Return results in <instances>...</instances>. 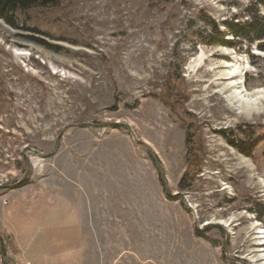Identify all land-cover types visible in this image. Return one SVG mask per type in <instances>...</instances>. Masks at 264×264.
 Here are the masks:
<instances>
[{
  "label": "rangeland",
  "instance_id": "rangeland-1",
  "mask_svg": "<svg viewBox=\"0 0 264 264\" xmlns=\"http://www.w3.org/2000/svg\"><path fill=\"white\" fill-rule=\"evenodd\" d=\"M17 16L40 33L0 19V264H258L264 8L56 0ZM224 22L257 23L263 37L233 38ZM222 82L259 111L239 112ZM103 122L132 132L70 126L54 155L28 150Z\"/></svg>",
  "mask_w": 264,
  "mask_h": 264
},
{
  "label": "trees",
  "instance_id": "trees-1",
  "mask_svg": "<svg viewBox=\"0 0 264 264\" xmlns=\"http://www.w3.org/2000/svg\"><path fill=\"white\" fill-rule=\"evenodd\" d=\"M256 5L264 8V0H253ZM56 5V0H0V19L14 29L31 31L40 33L36 28H30L25 23H20L18 20L17 13L25 12L35 7H51ZM213 29L218 33V28L214 23H211ZM225 27L228 29L233 38L245 39L246 41H253L255 39H262V27L258 26L257 23H249L248 27H242L240 24L235 22H224ZM217 42L223 45H229L221 35H217ZM261 50H264L260 48ZM183 178L179 182V187H183Z\"/></svg>",
  "mask_w": 264,
  "mask_h": 264
},
{
  "label": "bare ground",
  "instance_id": "bare-ground-1",
  "mask_svg": "<svg viewBox=\"0 0 264 264\" xmlns=\"http://www.w3.org/2000/svg\"><path fill=\"white\" fill-rule=\"evenodd\" d=\"M201 58H203V56ZM201 58H200V61H201ZM200 61H198V63ZM232 61L235 63L234 60H232ZM228 66H233L232 62H229ZM217 68L219 70L214 72L215 77L220 78V79L225 78L226 72L222 70V69H224V64L217 65ZM215 70H216V68H215ZM232 87L237 88L236 85L232 86L229 83L222 82L221 86H220V88H218V90H220V93H222L226 96L227 101L231 105L235 106L239 112L250 113L253 109L256 108L253 106L254 102H252V99H250V98L247 99L246 97H248V96L245 94H242V90H239V91L237 90L235 92V91H232V89H231ZM255 111H259V109L258 110L255 109ZM258 244L261 246H264V237L260 238V242ZM253 259L258 264H264V255H258L256 258H253Z\"/></svg>",
  "mask_w": 264,
  "mask_h": 264
},
{
  "label": "water",
  "instance_id": "water-1",
  "mask_svg": "<svg viewBox=\"0 0 264 264\" xmlns=\"http://www.w3.org/2000/svg\"><path fill=\"white\" fill-rule=\"evenodd\" d=\"M81 127V128H84V127H87V126H93V127H117V126H120V127H125L127 128L129 131H131V129L127 126V125H124V124H121V123H118V122H103V123H99V124H92V123H79V124H72V125H69V126H66L60 133L59 135L56 137L55 139V143H54V148L52 150V152L48 153V154H45V153H42V152H39L38 150H35L33 148H30L28 150L32 151L34 154H36L37 156H39L41 159H45V158H48L52 155H54L56 153V151L58 150V147H59V143H60V140H61V137L62 135L65 133L66 129L68 127ZM132 132V131H131ZM136 142L138 144H142V142H140L139 140H136ZM148 152L150 153V155L152 156L155 164H156V167H157V170L161 176V179L162 181L164 182V176H163V173H162V170H161V167L160 165L158 164V161L156 160L155 158V155L154 153L148 149ZM26 162H27V166H26V170L22 176V178L16 183L14 184V186L16 185H19L23 180L24 178L27 176L29 170L31 169V163L30 161L28 160V158H26ZM165 183V182H164ZM166 193L168 194V192L166 191ZM172 196H175V195H172ZM189 208H191L189 206ZM210 226V225H209ZM206 228V226L204 227V229ZM199 230H203V227H198Z\"/></svg>",
  "mask_w": 264,
  "mask_h": 264
}]
</instances>
